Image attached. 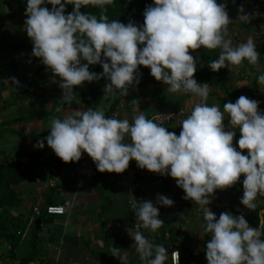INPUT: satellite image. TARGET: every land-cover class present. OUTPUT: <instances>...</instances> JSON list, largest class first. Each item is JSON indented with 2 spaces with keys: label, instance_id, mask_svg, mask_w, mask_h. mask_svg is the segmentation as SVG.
I'll list each match as a JSON object with an SVG mask.
<instances>
[{
  "label": "clouds",
  "instance_id": "clouds-1",
  "mask_svg": "<svg viewBox=\"0 0 264 264\" xmlns=\"http://www.w3.org/2000/svg\"><path fill=\"white\" fill-rule=\"evenodd\" d=\"M113 2L25 0L23 30L32 43L30 55L59 78L62 99L71 103L74 86L101 78L107 81L104 96L114 92L126 96L129 88L140 83L139 66H145L170 93H191L198 102L180 121L178 135L139 111L129 121L107 117L99 108L72 107L62 119L51 120L49 134L33 147L44 148L46 140L64 162H78L87 153L100 172L122 173L134 159L140 169L174 178L184 192L182 198L202 208L201 227L210 234L204 249L207 264H264V211L259 223L251 226L242 213L223 211L217 218L209 208L217 189L237 182L243 189L240 204L247 209L255 210L258 197H264L261 101L240 95L234 102H224L223 110L207 103L209 83L198 82L194 76L200 57L189 52L202 47L220 49L218 58L208 65L213 72L242 66L245 61L258 66L261 53L254 37L249 35L234 44L228 28L233 20L227 10L228 0H153L144 8L142 23L133 19L127 23L110 21L104 14L105 6ZM68 5H72L70 12L66 11ZM88 5L101 9L99 17L81 10ZM237 11L241 21L251 19L243 4ZM97 64L102 71H91L90 65ZM258 71L257 83L264 92V70ZM11 80L19 86L15 77ZM237 132L240 135L234 143ZM173 204L160 193L155 203L143 199L138 206L131 204L138 223L126 232L134 241L132 246L141 264H165L169 255L172 264H179L178 250L170 253L169 248L154 244L140 230L156 232L165 224L156 205ZM111 252L120 264H130L126 251L113 247Z\"/></svg>",
  "mask_w": 264,
  "mask_h": 264
},
{
  "label": "crops",
  "instance_id": "crops-1",
  "mask_svg": "<svg viewBox=\"0 0 264 264\" xmlns=\"http://www.w3.org/2000/svg\"><path fill=\"white\" fill-rule=\"evenodd\" d=\"M244 11L251 16V19L246 23L239 19L237 10L229 12L230 18L233 19L228 25L229 35L234 44L246 40L249 35L253 36L256 47L261 53L259 59H264V39L261 38L264 34V14L251 9ZM24 20L25 16L20 13L17 0H0L1 46L8 44L32 45L26 31L23 30ZM258 27L260 29H256ZM13 49H0V130L8 128L23 132H42L50 128L51 120L54 117L62 119L63 115L71 111L72 107L99 108L104 113L108 110L110 103L106 106L105 101L100 100L101 96L92 105L78 102L66 107L56 116H41L26 121H15L17 118L28 115L31 111H38L42 108L46 111L52 110L55 104L53 99L55 95L58 101L63 102L64 100L58 77L55 79L50 70L45 69L43 75L47 76L48 82L44 85L40 83L41 89L35 90L25 99H18L16 103L8 105L12 96L27 86L26 78L35 77L36 82H39V78L36 77V68L41 63L39 58L32 57L31 52L28 53L25 48ZM31 58L34 62H29ZM250 66H253L255 70L258 68L264 70L262 64ZM240 67H224L226 76L235 88H241L240 95L261 101L258 106L260 108L264 98H261L260 94L262 93L261 85L255 83V71L248 68V75L241 79ZM12 77L20 82L19 86L12 82ZM210 89L207 103H215L223 110V105L214 95L218 88L210 86ZM128 94H132V97L134 95L136 104L132 109L121 108L115 118H127L131 121L137 111L142 112L147 118L159 110H184L190 113L194 103L198 102V98L191 93H170L164 83L149 86L143 91L134 88L128 91ZM227 100L233 102L232 98ZM184 118H179L172 124L171 130L177 135L180 131V121ZM224 123L227 124V120ZM234 130L238 131V129ZM239 135L237 132L234 143ZM36 142L34 139L21 138L10 131L0 133V163L18 158L25 160L27 155L52 160V163L46 167L29 164L32 175L18 186V197L21 200L20 204L14 206L15 209H13L16 214L21 212L24 215L23 226L20 229L24 232V237L21 235L17 237V231L14 230V233L12 232L14 236L11 239L0 238V264H20L21 260L31 252L30 243L34 236V230L37 229L38 255L29 264H53L55 262L58 264H107L104 257L96 254V251L101 253L108 251L103 236L104 231L107 233L111 246H115L116 242L124 237L121 251H126L129 254L130 264H141L139 254L132 246L134 241L126 232V228L135 229V225L138 223L134 209L129 203V189L135 187V184H137L136 187L140 186V191L134 196L137 206L143 199H151L155 203L157 193L163 194L164 185L160 180V175L147 169L138 168L134 159L130 160L129 167L122 173L99 174L87 153L82 156H88L92 167L91 171L78 175L74 171V162L58 164L61 159L55 155L47 142H44L45 146L42 149L33 147ZM58 165L63 167L61 169L67 173L63 182H59L58 186L52 188L48 182L54 174L59 173ZM164 177L169 184L168 197L174 201L170 207L156 205L165 223V232L172 233L171 237L174 238L173 241L181 251L184 248L185 251H189V254L191 252L198 259L196 263L191 262L190 264H207L204 249L206 242L210 239L208 236L210 234H205L201 227L204 223L202 208L192 200L182 198L184 192L176 185L174 178ZM28 184L31 186L30 188L27 187ZM242 194L243 189L239 182L224 190L217 189L215 199L212 200L209 208L216 213L217 218L223 211H231L233 214L242 213L251 226H256L260 219L256 209L264 208V197H258L255 210H249L240 204L239 198ZM37 204L42 206L63 204L68 212L64 215L44 213L38 218L32 212V208ZM41 222L45 223L46 229L41 228ZM140 230L152 242L162 233L160 228L156 232ZM176 230L177 232L174 234L173 232ZM201 235H204L203 238ZM61 239H63V243H61ZM161 244L168 248L167 241ZM9 245H12V250L9 249ZM169 252L171 253L170 250ZM171 259L172 257L169 255L167 261L171 263Z\"/></svg>",
  "mask_w": 264,
  "mask_h": 264
},
{
  "label": "trees",
  "instance_id": "trees-1",
  "mask_svg": "<svg viewBox=\"0 0 264 264\" xmlns=\"http://www.w3.org/2000/svg\"><path fill=\"white\" fill-rule=\"evenodd\" d=\"M19 2V11L21 14L24 15L25 11V0H17ZM153 0H114L113 4L106 5V14L109 18V20H120L124 23H127L129 19H133L139 23L143 22V11L146 6V4L152 3ZM218 2H223V0H218ZM235 6L233 9L228 10L229 12L237 10V6L243 4L244 10L245 9H251L256 11H261L264 14V0H237L235 1ZM47 7L51 8V5H46ZM232 8V7H231ZM72 10V5H68L66 7V11L70 12ZM84 12H88L92 15H96L99 17L101 14V9L97 7H93L91 5L85 6L81 9ZM260 29V27L256 28ZM261 38L264 39V34H262ZM28 47V48H27ZM10 48H14L16 50L25 48V50L29 53V51H32V45L31 46H25V44H8L5 46L0 45V49L8 50ZM190 54H192L194 57L198 54L200 57V61L197 65V71L194 73L195 78L198 82H208L209 86L217 87L218 91H215L214 95L218 98L221 105L224 104V102H227V99L232 98L233 102L235 99H237L240 96V90L241 88H235L234 85L230 82V80L226 76V71L224 68H221L220 70L213 72L209 67V63L218 58L220 49H207V48H200L197 50H191L189 49ZM260 58V57H259ZM31 62H34V60L31 58ZM259 64L264 65V59H259ZM140 72L142 73V77L140 79V83L135 87L129 88L128 91L138 88L140 91H143L147 89L149 86L157 85V84H163L162 82L156 81L154 77L150 75V69L145 66H139ZM251 68L253 71H255V83L257 84V77L259 75L258 70L253 69V66H250L246 61L244 62V65L240 67L241 73L240 78L244 79L247 74V69ZM46 69V67L40 63L39 66L36 68L37 76L39 78V82L35 80V77L32 78H26L27 79V86L22 88L18 91L14 96H12V99L8 101V105H11L13 103H16L18 99H25L29 97L32 92H34L37 89H41L39 86L40 83L42 85L46 84L48 82L47 76L43 75V71ZM91 71L101 72L102 67L97 65H90ZM44 76V77H43ZM59 79V78H58ZM106 80L104 78H101L98 81H93L92 83L84 82L83 86H74V96L71 101V103L66 102L65 100L63 102L58 101L57 96L53 98L55 100V104L50 111H46L44 108L36 111H31L28 115L22 116L20 118H17L15 121H26L34 119L35 117H41V116H56L60 112L63 111L66 107L70 105H74L78 102H83L88 105H92L94 102H96L101 96H104V85L106 84ZM48 86V85H46ZM39 87V88H38ZM245 89V88H244ZM250 89V88H248ZM114 97L113 100L108 108V110L105 112V115L107 117H115L119 114V111L123 107H127L128 109H132L134 105L136 104V101L134 100V95L132 97V94H127L126 96H121L118 94V92L113 93ZM261 98H264V92L260 93ZM86 100V101H85ZM263 100V99H261ZM260 105V109L264 110V102ZM6 104V105H7ZM157 112H180L181 115L178 118H174L172 121V124L174 121L179 118L186 117L189 113L185 112L184 110H159ZM155 113V112H153ZM152 113V114H153ZM149 118V117H148ZM8 124V123H5ZM172 127V125H171ZM50 128H47L43 130L42 132H36V131H30V132H23L22 130L17 129H8L5 128L4 130H0V133L2 134L3 131H10L21 138L25 139H34L35 141L40 140L43 137H46L49 134ZM46 142V140L44 141ZM9 162V161H8ZM8 162H2L0 163V238H3L5 240L11 239L14 235V230L18 231L23 226V213L16 214L13 212L14 206H17L20 204V198L18 197V186L28 180L31 175L32 171L30 169L29 164L38 165L41 167L49 166L52 163L51 159H42L38 158L33 155H27L25 160H22L19 164L24 165V167L20 170L17 166L11 165ZM64 161L60 160L58 161V164L63 165ZM57 170H63L61 166H57ZM54 173V172H53ZM106 174L107 172H100L99 174ZM56 174H54L52 177H54ZM243 176L241 177V179ZM160 180L163 183V195L168 196L169 193V184L167 183L164 176L160 175ZM63 182V181H62ZM135 184V194H137L140 191V186H137ZM52 187V186H50ZM54 188V187H52ZM163 207V206H162ZM108 209V208H107ZM264 208L258 207L256 209V213L258 217L260 218V213L262 212ZM43 216V215H42ZM159 218L162 219V216L159 214ZM162 233L155 237L153 240L154 244H161L164 241H167L168 246L170 243H174L172 237L169 239L165 238V224L160 227ZM21 231V230H20ZM13 232V233H12ZM23 232V231H22ZM177 232H173L174 234ZM37 233L38 229L34 230V236L31 240V252L28 256L23 258L20 262V264H29L31 260L35 259L37 254ZM172 234V233H171ZM104 240L106 242V247L108 249L107 252L101 253L99 251H96L97 256L104 257L107 261V264H120V261L112 256V248L113 247H119L121 249L122 243L124 241V237H122L118 243L115 246H111L108 242L107 233L104 231ZM17 237H20L18 235ZM181 250V249H180ZM198 259L189 251H185L183 248L181 251V264H190L191 262L196 263ZM165 264H172L168 261H165Z\"/></svg>",
  "mask_w": 264,
  "mask_h": 264
},
{
  "label": "built area",
  "instance_id": "built-area-1",
  "mask_svg": "<svg viewBox=\"0 0 264 264\" xmlns=\"http://www.w3.org/2000/svg\"><path fill=\"white\" fill-rule=\"evenodd\" d=\"M170 113L172 114L171 118L169 117ZM180 115H181L180 112H176V113H174V112H157L156 113L155 112V113L151 114L149 116V118H154L157 123H161L164 127L167 128L168 131H172L171 130V125L173 122L172 120L174 118H178ZM74 163H75L74 164V171L78 175H82L84 173H88L91 171L92 167L89 163V159H88L87 155L82 156V158L78 162H74ZM58 172H59L58 174H56L54 177L50 178L49 186L56 187V186H58L59 182H61L65 178V175H66L65 170H59ZM129 195H130L129 203L130 204H132L133 202L136 203V199L134 197L135 193H134L133 187H130ZM32 212H33L34 216L40 218L44 213H46L48 215H64L68 211H67L66 206L63 204H51V205H45V206L37 204L32 208ZM40 226L42 229H46L44 222H41ZM136 226H137V224H136ZM17 234L24 237V232H22L20 230L17 231ZM170 237H171V234L169 233V231L165 232V238L170 240ZM61 243H63V239H61ZM168 248L170 251H173V250L179 251V253H180L179 264H181V250H180V248L175 244V242L170 243ZM9 249L10 250L12 249V245H9ZM171 263H172V259H171ZM53 264H58V263L55 262Z\"/></svg>",
  "mask_w": 264,
  "mask_h": 264
},
{
  "label": "rangeland",
  "instance_id": "rangeland-1",
  "mask_svg": "<svg viewBox=\"0 0 264 264\" xmlns=\"http://www.w3.org/2000/svg\"><path fill=\"white\" fill-rule=\"evenodd\" d=\"M235 1H237V0H235ZM236 4L234 3H232V0H228V8H227V10H231V9H233V7L235 6ZM232 7V8H231ZM113 93H111V94H108L107 96H102L101 98H100V100H104L105 101V105L107 106V105H109V103L111 104V101H112V99H113ZM170 111H173V110H170ZM25 156V155H24ZM14 157L16 158V156L14 155ZM21 159H16V160H12V161H9L8 163H10L11 165H15V166H17L20 170L24 167V165L22 164V165H20L19 166V164H20V162L22 161H20ZM75 164V163H74ZM73 164V165H74ZM68 165V164H67ZM66 165V166H67ZM67 173V172H66ZM50 180V179H49ZM62 182V181H61ZM49 183V182H48ZM27 187H31L29 184H28V186ZM120 240V239H119ZM118 240V241H119ZM118 241L116 242V244L118 243ZM122 245H123V243H122ZM122 248V247H121Z\"/></svg>",
  "mask_w": 264,
  "mask_h": 264
},
{
  "label": "bare ground",
  "instance_id": "bare-ground-1",
  "mask_svg": "<svg viewBox=\"0 0 264 264\" xmlns=\"http://www.w3.org/2000/svg\"><path fill=\"white\" fill-rule=\"evenodd\" d=\"M31 46V45H30ZM28 48V47H27ZM14 50V49H13ZM22 64V63H21ZM44 77V76H43ZM28 84V83H27ZM39 88V87H38ZM86 101V100H85ZM16 108V107H15ZM175 111V110H174ZM177 120V119H176ZM10 121V120H9ZM99 181V180H98ZM21 213V212H20ZM32 261V260H31ZM22 264V263H21Z\"/></svg>",
  "mask_w": 264,
  "mask_h": 264
},
{
  "label": "water",
  "instance_id": "water-1",
  "mask_svg": "<svg viewBox=\"0 0 264 264\" xmlns=\"http://www.w3.org/2000/svg\"><path fill=\"white\" fill-rule=\"evenodd\" d=\"M264 211V210H263Z\"/></svg>",
  "mask_w": 264,
  "mask_h": 264
}]
</instances>
